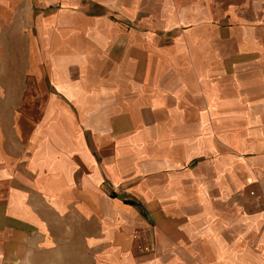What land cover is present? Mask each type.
<instances>
[{
    "label": "crops",
    "instance_id": "1",
    "mask_svg": "<svg viewBox=\"0 0 264 264\" xmlns=\"http://www.w3.org/2000/svg\"><path fill=\"white\" fill-rule=\"evenodd\" d=\"M264 0H0V264H264Z\"/></svg>",
    "mask_w": 264,
    "mask_h": 264
},
{
    "label": "built area",
    "instance_id": "2",
    "mask_svg": "<svg viewBox=\"0 0 264 264\" xmlns=\"http://www.w3.org/2000/svg\"><path fill=\"white\" fill-rule=\"evenodd\" d=\"M261 213H262L263 216H264V207H262V209H261Z\"/></svg>",
    "mask_w": 264,
    "mask_h": 264
}]
</instances>
